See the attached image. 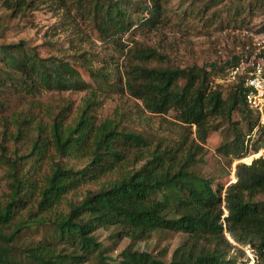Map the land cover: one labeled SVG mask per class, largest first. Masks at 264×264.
Wrapping results in <instances>:
<instances>
[{"label": "trees", "instance_id": "obj_1", "mask_svg": "<svg viewBox=\"0 0 264 264\" xmlns=\"http://www.w3.org/2000/svg\"><path fill=\"white\" fill-rule=\"evenodd\" d=\"M90 1L100 35L114 36L127 29L129 3ZM148 9L147 5L143 8ZM162 12L161 2L156 8L152 5L149 16L142 14L138 23L153 26ZM134 53L144 61L158 57L150 48L135 49ZM0 55V95L8 80L27 91L81 87L79 72L68 61L41 56L35 47L23 42L0 44ZM210 77L211 71L205 68L134 64L126 73L125 83L129 94L140 99L148 112L174 111L176 119L194 126L195 137L201 143L210 131L209 117L231 120L238 113L247 124L248 133L234 126L232 136L217 148L231 162L246 157L249 150L256 153L264 148V124L257 125V138L251 144L246 140L257 122L250 119L252 111L244 101L241 86L229 87L223 93L221 88L212 87ZM2 105L0 98V108ZM85 113L66 128L54 119L50 130L54 149L61 156L85 151L90 142L85 166L73 169L55 162L38 190L39 198L31 204L30 196L36 186L33 189L29 179L13 173L9 200L0 206V264H84L90 260L97 264H238L239 260L249 264L244 248L254 255L251 264H264V203L256 199L264 194V156L250 164L237 163L234 182L214 188L210 179L192 170L199 145L193 151L189 148L181 158H177L176 149L154 148L136 158V162H143L131 174L97 190H87L82 198L72 201L66 199L69 191L111 171L124 159L115 144L136 148L149 145L142 134L119 129L118 120L94 127ZM38 131L42 132V128ZM40 138L43 146L46 139ZM40 146L37 148L41 154ZM18 159L11 161L12 167L17 166ZM62 202L65 208L58 210ZM20 210H26L27 217ZM40 218H46L53 226V237L20 239L26 223ZM100 229L115 242L129 238L128 245L113 259L107 255L114 246L104 247L95 236ZM157 230L187 235L169 261L136 247Z\"/></svg>", "mask_w": 264, "mask_h": 264}, {"label": "rangeland", "instance_id": "obj_2", "mask_svg": "<svg viewBox=\"0 0 264 264\" xmlns=\"http://www.w3.org/2000/svg\"><path fill=\"white\" fill-rule=\"evenodd\" d=\"M124 1L130 4L127 29L114 36H102L96 29L90 0H0V44L23 42L35 47L41 56L60 57L77 69L81 82V87L66 90L38 88L27 91L10 80L2 87L0 206L9 200L13 173L29 179L33 189L36 186L30 196L31 204L39 198L38 190L45 184V177L51 173L55 162L73 169H80L88 163L89 141L85 151L61 156L55 151L50 134L54 119L62 123V128H66L83 111L94 127L115 119L119 122V129L142 134L149 145L136 148L125 143L115 144L124 159L111 171L69 191L66 199L72 201L82 198L87 190H97L114 179L131 174L143 162H136V158L154 148L176 149L177 158H181L189 148L193 151L199 145L192 170L210 179L214 188L219 185L226 187L234 182L232 176H235L237 163L250 164L264 156V148L256 153L249 150L246 157L231 162L230 157L217 150L232 136L234 126L248 133L247 124L240 120L238 113L231 120L209 117L210 131L206 141L201 143L195 137L194 126L180 122L174 111L165 114L148 112L140 99L129 94L125 83L126 73L131 66L144 64L205 68L211 71V84H216L217 76L234 57L235 46L241 40L240 32L246 28H264V0ZM160 2L163 12L158 16V21L153 26L140 25L138 18L142 14L149 16L152 5L156 8ZM145 5L148 10H143ZM144 48L155 50L158 57L147 61L139 59L134 50ZM228 89L222 87L221 91L226 93ZM250 119L257 124L246 136L248 144L257 138L255 132L259 125L255 114L252 113ZM39 128H42V132L38 131ZM39 135L46 139L43 146H40ZM35 142H38L41 154L34 147ZM16 158H19L18 164L12 167L11 161ZM32 188L25 190L30 192ZM256 199L264 203V194H259ZM64 208L62 202L58 210ZM19 212L27 217L26 210ZM168 216L171 217L172 213ZM53 230L46 218L30 220L19 238L38 240L43 235L53 237ZM95 236L104 247L114 246L113 252L107 255L112 259L129 243V238L112 241L102 229ZM186 238L187 235L180 232L157 230L151 237L139 241L136 247L169 261L173 250ZM244 252L251 264L254 261L253 253L248 248H244ZM84 264L97 263L90 260ZM238 264L242 262L239 260Z\"/></svg>", "mask_w": 264, "mask_h": 264}, {"label": "built area", "instance_id": "obj_3", "mask_svg": "<svg viewBox=\"0 0 264 264\" xmlns=\"http://www.w3.org/2000/svg\"><path fill=\"white\" fill-rule=\"evenodd\" d=\"M234 57L217 76L213 88L241 86L247 107L264 124V30L246 28Z\"/></svg>", "mask_w": 264, "mask_h": 264}]
</instances>
